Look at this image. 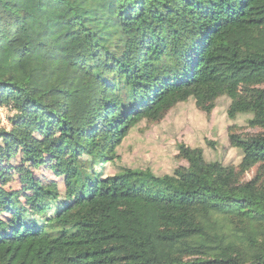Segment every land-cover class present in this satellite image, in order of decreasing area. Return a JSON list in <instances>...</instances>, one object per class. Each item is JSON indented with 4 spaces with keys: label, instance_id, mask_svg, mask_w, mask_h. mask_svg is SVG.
I'll list each match as a JSON object with an SVG mask.
<instances>
[{
    "label": "trees",
    "instance_id": "1",
    "mask_svg": "<svg viewBox=\"0 0 264 264\" xmlns=\"http://www.w3.org/2000/svg\"><path fill=\"white\" fill-rule=\"evenodd\" d=\"M222 97L264 130V0H0V141L55 134L76 166L40 214L0 199V264H264V132L228 135L238 170L180 145L170 175L96 171L140 122Z\"/></svg>",
    "mask_w": 264,
    "mask_h": 264
},
{
    "label": "rangeland",
    "instance_id": "2",
    "mask_svg": "<svg viewBox=\"0 0 264 264\" xmlns=\"http://www.w3.org/2000/svg\"><path fill=\"white\" fill-rule=\"evenodd\" d=\"M229 104L226 97L219 98L212 112L206 114L193 100H189L171 109L160 121L140 122L117 148L119 159L97 166L96 171L106 177L114 175L119 167H127L149 170L155 176L170 175L177 168L187 166L180 156V145L201 150L206 162L217 161L238 170L241 155L230 146L228 135L250 136L264 130L248 126L251 115L230 119L227 115ZM11 115L7 108L0 107L1 127L9 129L8 118ZM55 136L36 134L28 141L35 149H28L27 156L11 142L0 141V199L4 195L12 200L18 197L31 206L32 211L40 214L45 193L61 195L66 183H73L76 166L71 156H55L48 148L49 140ZM258 175L260 171L255 167L242 180L249 181ZM260 177L264 180V175Z\"/></svg>",
    "mask_w": 264,
    "mask_h": 264
}]
</instances>
